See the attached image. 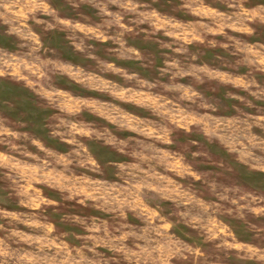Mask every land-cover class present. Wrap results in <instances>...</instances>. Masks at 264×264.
<instances>
[{
    "label": "rangeland",
    "instance_id": "obj_1",
    "mask_svg": "<svg viewBox=\"0 0 264 264\" xmlns=\"http://www.w3.org/2000/svg\"><path fill=\"white\" fill-rule=\"evenodd\" d=\"M0 264H264V0H0Z\"/></svg>",
    "mask_w": 264,
    "mask_h": 264
}]
</instances>
